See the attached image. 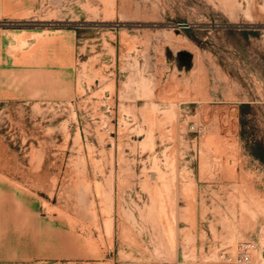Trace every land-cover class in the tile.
<instances>
[{
    "label": "rangeland",
    "instance_id": "1",
    "mask_svg": "<svg viewBox=\"0 0 264 264\" xmlns=\"http://www.w3.org/2000/svg\"><path fill=\"white\" fill-rule=\"evenodd\" d=\"M243 243L264 264V0H0V264Z\"/></svg>",
    "mask_w": 264,
    "mask_h": 264
},
{
    "label": "built area",
    "instance_id": "2",
    "mask_svg": "<svg viewBox=\"0 0 264 264\" xmlns=\"http://www.w3.org/2000/svg\"><path fill=\"white\" fill-rule=\"evenodd\" d=\"M192 129L196 131L198 134L202 132V128L192 126ZM253 248L251 243H243L240 245V250L235 257V264H248L250 262V250ZM159 264H170L168 262H161Z\"/></svg>",
    "mask_w": 264,
    "mask_h": 264
},
{
    "label": "water",
    "instance_id": "3",
    "mask_svg": "<svg viewBox=\"0 0 264 264\" xmlns=\"http://www.w3.org/2000/svg\"><path fill=\"white\" fill-rule=\"evenodd\" d=\"M180 56L187 57V56H189V54L186 52H180Z\"/></svg>",
    "mask_w": 264,
    "mask_h": 264
}]
</instances>
